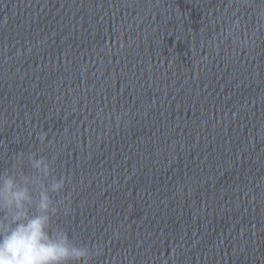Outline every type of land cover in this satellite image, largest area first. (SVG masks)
Segmentation results:
<instances>
[{
  "label": "water",
  "instance_id": "obj_1",
  "mask_svg": "<svg viewBox=\"0 0 264 264\" xmlns=\"http://www.w3.org/2000/svg\"><path fill=\"white\" fill-rule=\"evenodd\" d=\"M20 152L93 264H264V0H0V174Z\"/></svg>",
  "mask_w": 264,
  "mask_h": 264
},
{
  "label": "clouds",
  "instance_id": "obj_2",
  "mask_svg": "<svg viewBox=\"0 0 264 264\" xmlns=\"http://www.w3.org/2000/svg\"><path fill=\"white\" fill-rule=\"evenodd\" d=\"M38 139L43 144L47 133ZM52 173L47 158L20 152L11 170L0 174V264H93L104 254L102 244L81 243L53 225V217L71 209L65 207L70 197L62 195L69 178Z\"/></svg>",
  "mask_w": 264,
  "mask_h": 264
}]
</instances>
